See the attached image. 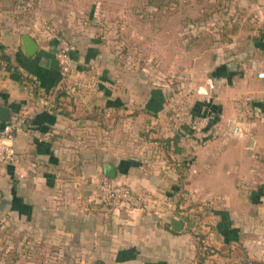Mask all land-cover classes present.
<instances>
[{
    "label": "crops",
    "instance_id": "crops-1",
    "mask_svg": "<svg viewBox=\"0 0 264 264\" xmlns=\"http://www.w3.org/2000/svg\"><path fill=\"white\" fill-rule=\"evenodd\" d=\"M24 2L0 0V107L25 123L21 159L0 166V215L12 229L67 264H263L264 28L244 34L253 39L239 61L218 55L199 68L205 83L182 99L200 104L203 121L176 128L162 123L171 96L119 51L124 31H140L127 9L139 0H36L29 12ZM242 6L244 20L258 10L264 23V0ZM44 22L73 46L64 82ZM24 36L38 45L31 56ZM103 182L149 202L110 203Z\"/></svg>",
    "mask_w": 264,
    "mask_h": 264
},
{
    "label": "rangeland",
    "instance_id": "rangeland-1",
    "mask_svg": "<svg viewBox=\"0 0 264 264\" xmlns=\"http://www.w3.org/2000/svg\"><path fill=\"white\" fill-rule=\"evenodd\" d=\"M127 9L139 23L140 31L123 32L117 40L120 54L129 66L138 68L140 75L153 79L154 86L165 96H171L170 109L162 123L176 128L203 121L189 115L186 120V108L192 111L195 105L182 99L196 96V86L205 83L199 68L210 67L218 55L225 60L240 55L236 59L239 61L253 39L244 34L264 28L263 21L253 18L258 10L250 14V19H243L248 13L242 0H139ZM235 26L238 31L233 34ZM8 221L0 215V264H67L46 260L50 257L43 255L49 250L33 240L25 241L26 236L20 235L17 227L12 229Z\"/></svg>",
    "mask_w": 264,
    "mask_h": 264
},
{
    "label": "built area",
    "instance_id": "built-area-1",
    "mask_svg": "<svg viewBox=\"0 0 264 264\" xmlns=\"http://www.w3.org/2000/svg\"><path fill=\"white\" fill-rule=\"evenodd\" d=\"M35 4L36 0H25L21 9L23 12L32 11ZM43 27L58 41L55 58L59 67L61 82H64L71 77L74 71L72 58L73 46L65 37L57 34L47 22L43 23ZM261 77H264V74L261 75ZM24 126V121L18 120L15 122H8L0 128V166L17 164L21 159V156L15 150L14 142L17 136L24 131ZM99 191L108 202L129 208L141 209L149 202L147 197L136 193L129 186L124 184L103 182L99 185Z\"/></svg>",
    "mask_w": 264,
    "mask_h": 264
},
{
    "label": "water",
    "instance_id": "water-1",
    "mask_svg": "<svg viewBox=\"0 0 264 264\" xmlns=\"http://www.w3.org/2000/svg\"><path fill=\"white\" fill-rule=\"evenodd\" d=\"M24 45L30 48L29 56L33 55L38 50L37 43L29 36L23 37ZM10 121V111L8 109L0 107V123H8ZM104 174L110 178L115 179L117 170L113 165L103 166ZM172 228L176 232H181L184 228V222L181 219L176 218L173 222Z\"/></svg>",
    "mask_w": 264,
    "mask_h": 264
},
{
    "label": "trees",
    "instance_id": "trees-1",
    "mask_svg": "<svg viewBox=\"0 0 264 264\" xmlns=\"http://www.w3.org/2000/svg\"><path fill=\"white\" fill-rule=\"evenodd\" d=\"M235 30L233 31V34H236V32L238 31V27H236L235 26V28H234ZM37 87V86H36ZM60 94V93H59ZM203 106V105H202ZM200 111H201V109H200V104H196L195 106H194V108L192 109V111H191V114H190V116H191V118L192 119H202V118H204V116H202V114L200 113ZM199 121V120H198ZM185 125H187V124H185ZM184 124H183V126H185ZM181 135V134H180ZM177 136H179V135H177ZM162 142H164V141H162ZM164 144V146H167V144L165 145V143H163ZM208 250L207 251H205V252H203V253H198V255L200 256V261L201 262H205V260H206V258L208 257ZM252 264H262V263H258V262H252ZM264 264V263H263Z\"/></svg>",
    "mask_w": 264,
    "mask_h": 264
}]
</instances>
